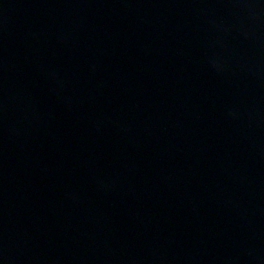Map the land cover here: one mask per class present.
I'll return each instance as SVG.
<instances>
[{
    "label": "water",
    "instance_id": "water-1",
    "mask_svg": "<svg viewBox=\"0 0 264 264\" xmlns=\"http://www.w3.org/2000/svg\"><path fill=\"white\" fill-rule=\"evenodd\" d=\"M0 264H264V0H0Z\"/></svg>",
    "mask_w": 264,
    "mask_h": 264
}]
</instances>
